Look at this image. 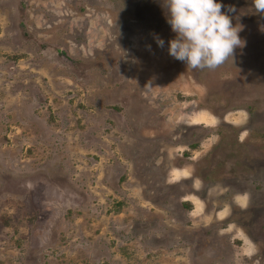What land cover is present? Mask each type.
<instances>
[{"label": "rangeland", "instance_id": "obj_1", "mask_svg": "<svg viewBox=\"0 0 264 264\" xmlns=\"http://www.w3.org/2000/svg\"><path fill=\"white\" fill-rule=\"evenodd\" d=\"M220 3L189 69L164 0H0V264H264V16Z\"/></svg>", "mask_w": 264, "mask_h": 264}, {"label": "clouds", "instance_id": "obj_2", "mask_svg": "<svg viewBox=\"0 0 264 264\" xmlns=\"http://www.w3.org/2000/svg\"><path fill=\"white\" fill-rule=\"evenodd\" d=\"M253 11L264 16V0H251ZM220 0H164L165 19L173 36L167 41L154 36L155 43L168 55L189 69H215L234 49L243 48L245 41L238 33L242 25L233 24L231 6L222 11Z\"/></svg>", "mask_w": 264, "mask_h": 264}]
</instances>
